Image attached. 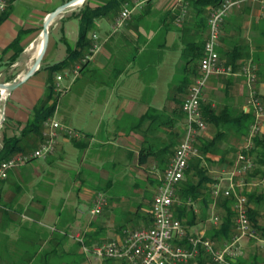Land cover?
Here are the masks:
<instances>
[{
	"label": "crops",
	"instance_id": "obj_1",
	"mask_svg": "<svg viewBox=\"0 0 264 264\" xmlns=\"http://www.w3.org/2000/svg\"><path fill=\"white\" fill-rule=\"evenodd\" d=\"M64 1L66 0H14L11 3L7 17L0 22V66L3 65L6 69L0 71V82L16 80L29 69L34 61L32 51L35 49L39 26H42L47 13L53 11ZM263 1L251 0V2L248 1L239 7H235L230 12L226 18L229 28L222 32L221 39L223 40L220 41L219 46L228 48L232 42L239 41L241 46L247 44L250 53H253L255 45L252 41L258 36L256 24L259 23L264 14ZM163 2L167 3L166 6L159 7L158 0H150L139 12L143 13L145 10V14L150 8L152 11L161 14L166 9H172L170 7L172 6L171 0H163ZM80 6L74 9L73 12H76ZM20 7L24 9L22 13L17 12ZM162 8L163 11H161ZM172 11L174 12L176 9H172ZM188 11L190 12L187 14L188 19L186 22L189 25H195V8L189 6ZM208 12L209 8L205 12V18ZM116 16L106 17L110 27L102 43L98 41L100 37L96 31L88 35L91 39L93 33L97 35L96 39L100 45L99 50L83 66L79 75L71 80L72 83L67 85L58 101L56 114L60 115V120L57 116L56 118L63 124L77 130L80 133L79 138L86 143L85 147L80 148L75 145L72 139L61 135L58 137L56 150L52 155L44 160L33 159L21 167L11 169L8 177L0 184V204L2 205L0 209V264H60L64 261L66 255L73 254L75 251L83 254L92 253L96 264H127L126 261L116 258H97L93 251L94 247L119 237L123 228H135L150 222V211L147 214L140 213L141 201L138 200L139 195L131 196V200L128 201L129 198L126 196L119 195L114 191L110 193L113 181L110 183L111 186L106 187V190H104L107 197L106 207L101 214L93 216L90 213V207H92V200L99 190H91L84 186L85 179L80 177L83 176L82 163L86 154L87 156L95 154L96 158H101L102 153H109L113 160L110 168L111 170H117L115 173L113 172L116 176L126 178L136 174L143 177L142 179L147 182L155 181L157 185L171 158L168 157V161L163 166L159 163L160 159L163 158L162 148L169 145L171 139L175 138L177 139L175 149L184 134L185 117L181 111V102L186 96L189 86L185 88L186 90L181 96L178 97L175 94L167 96L163 103L158 102L156 99L154 88L146 98L144 96L140 99L121 98L117 102L114 93H116V89L121 83V70L117 68L119 57L116 55V49L107 47L108 43L114 40L115 34L121 30L112 28ZM102 18L105 17L102 16L96 18V20ZM60 19L63 21L78 20L77 17L71 14L65 19L63 17ZM128 25L127 20L123 28ZM158 26L160 32H164L160 23ZM58 27H61L63 33L62 25L56 26L55 29ZM169 32L173 34L168 42L167 34ZM122 33L123 37L127 38L128 35ZM206 34L207 30L203 34L204 39ZM17 36L20 38L19 45L22 47V51L18 54V58L7 66L6 63H8L13 51L5 49ZM162 36L167 47L178 39L174 31L164 32ZM54 38L51 37V34L49 35L48 46L39 68L10 93L0 97V108L4 113V122L0 128V147L4 133L7 135L20 134L32 116L35 107L45 98L50 76L55 79L53 73H50L47 68H43L64 59L52 60L54 58L49 55V45L50 43L51 46L55 44ZM62 38L67 39L64 34L59 39L63 41ZM53 50L54 48L51 47V51ZM102 52L106 53L102 55ZM128 61H131V58ZM184 62L185 59L181 68L185 67ZM88 66H91L89 69L90 80H94L96 85H100V88L90 82L83 89L79 87V89H75L73 83L83 75V71ZM12 72L13 74L16 73L13 77ZM192 78L190 77V79ZM94 86L95 89H93ZM219 88L226 91L222 102H218L217 109L227 104L231 106L233 115L243 111L253 116L251 107L248 105L247 87L241 75L211 78L206 86L205 94L209 92V89L215 92ZM257 90L260 94H264V83H260ZM71 92L78 98V101H83L84 104L86 102V104H77L78 101L76 104L71 103V97H68ZM88 101L92 102L88 104ZM211 104L216 108L214 103ZM110 111H114L115 115L109 114ZM146 112H151L152 117L140 122V117ZM78 113L81 122L75 123L73 120ZM127 113H130V115L124 123V116ZM261 130L260 134H264V126ZM81 134H85L86 137L81 136ZM243 136L244 134H241L240 137L233 138L230 141L232 150L230 152L228 150L223 157L224 160H221L222 153H209L207 155L214 163L211 168H206L214 182L221 179L226 185L230 174L235 172L238 166L237 153L243 146L245 137ZM94 141H101V144H106L104 146L107 149L102 150L98 147L99 145L98 148L93 149L92 144ZM68 142H71L77 151L81 150L82 152L81 169L73 176L69 172L64 173L67 170L66 168H61V173L63 171L65 176H62L60 180L58 169L55 173L54 170H48L44 166L47 165L52 168L51 166H55L57 159L65 158L69 151L71 152ZM36 145L37 141L29 140L27 151L30 152ZM223 147H227L225 142ZM142 149H147L152 155L145 157V162L140 163L139 154ZM252 157L255 163L254 155ZM37 160H40L41 163H36ZM255 166L258 167L256 163ZM260 168L261 170L257 175L253 174L254 168L250 171L252 173L246 176L241 188L242 193L254 190L264 192V166ZM102 174L108 176L109 173ZM238 179L239 177L234 175L233 181L236 182ZM80 180L82 184L78 185L77 183ZM212 183H208L211 200L206 207L202 204L200 197L192 202L197 219L195 224L188 226L190 233L205 234L208 229L207 221L213 222V216L220 218V207L217 205L219 196L214 197L212 195ZM136 184V182L133 183V185ZM238 191L240 192V189ZM82 202L89 205L90 217L88 219L84 217V212L79 207ZM181 202L182 200L179 197L178 203L175 204ZM250 205L255 206L254 203ZM258 209L260 213L258 216L259 223L264 225V200L258 204ZM203 211L206 213V219L200 218ZM217 243L219 244V242ZM238 245L242 250L239 260L245 259L248 262H253V257L257 256L262 258L261 264H263L264 250L260 249L256 241L244 238L239 241Z\"/></svg>",
	"mask_w": 264,
	"mask_h": 264
},
{
	"label": "built area",
	"instance_id": "obj_2",
	"mask_svg": "<svg viewBox=\"0 0 264 264\" xmlns=\"http://www.w3.org/2000/svg\"><path fill=\"white\" fill-rule=\"evenodd\" d=\"M14 0H0V14L5 12ZM147 0H134L132 4L124 3L116 16L112 28L120 29L133 13L141 11ZM172 9L177 14L174 19L177 25L181 24L188 14L187 0H171ZM251 0H221L216 6L210 7L207 15V34L203 43V52L199 59L198 73L189 84L186 96L181 102V111L184 114V134L175 147L174 152L159 178L151 203V222L135 228H123L119 237L105 241L94 247L97 258L110 257L124 260L127 264H188L195 259L201 251H205L216 264H238L242 250L238 243L241 239H253L261 250H264V235L252 225L249 218L250 204L241 188L245 178L255 168L250 151L255 147L254 138L260 134L264 126V100L257 90V64L252 59L239 60L238 69L218 52L222 25L230 12ZM264 4V2H262ZM97 35L92 34L96 40ZM99 45L93 43L90 54L82 62L90 60L92 54L97 52ZM80 64L71 69L72 80L80 72ZM230 75H241L247 87L248 105L251 107L253 122L244 137L243 146L237 153L238 166L235 172L228 177L225 185L220 179L211 185L212 195L233 198V236L230 240L218 244L216 241L205 238L204 233H189L183 223L173 216V204L178 203V187L185 179L188 164L193 157L199 155L196 146L198 138L206 129V120L202 114L201 103L204 100L206 85L210 78ZM61 75L54 79V95H62L66 87L61 84ZM5 94L0 90V97ZM60 98V97H59ZM58 98V101H59ZM1 99V98H0ZM4 122V113L0 108V128ZM64 135L68 138H79L80 133L61 123L54 113L47 117L43 123L42 139L29 152H20L0 162V184L8 177L9 171L21 167L33 159H46L56 150L58 137ZM234 175L239 179L234 182ZM240 189V192L238 191ZM191 198L187 203H191ZM107 205V197L97 192L92 200L90 213L93 216L101 214ZM1 209V204H0ZM212 221L218 224L219 217L213 216Z\"/></svg>",
	"mask_w": 264,
	"mask_h": 264
},
{
	"label": "trees",
	"instance_id": "obj_3",
	"mask_svg": "<svg viewBox=\"0 0 264 264\" xmlns=\"http://www.w3.org/2000/svg\"><path fill=\"white\" fill-rule=\"evenodd\" d=\"M134 0H102V2H97L95 5L90 6L89 0H84L82 5L76 12H73L72 15L77 17L79 20V33L76 44L74 47L71 46L69 41L66 38H62L63 42L66 45L67 56L51 65L44 66L47 68L50 73H53L56 69L66 68L70 65H74L77 61L80 64V70L83 66L89 61L86 60L82 62V59L90 54V49L93 45L92 39L87 35V28L91 22L96 20L98 17L107 16L109 17L118 15L119 11L122 9L124 3L132 4ZM221 0H187L189 6L195 8L196 11V23L195 25H189L186 21V16L184 21L177 25L174 21L177 11H172V9H166L161 12L159 23L162 26L164 32L174 31L181 40L182 46V57L185 59V69L188 70L192 75L197 76L198 73V64L199 59L203 52V43H204V33L207 30L205 12L208 8L216 6L220 3ZM150 0L146 1V4ZM264 2V1H263ZM11 4L8 6L5 12L0 14V22L3 21L10 9ZM141 14V12H139ZM139 14V15H140ZM139 15L135 14V17L138 18ZM208 15V14H207ZM227 18V17H226ZM222 25V32L227 30L229 26L226 23V19ZM186 20V21H185ZM258 28V36L252 41L255 45L253 53L250 55V51L247 47V44L241 46L239 41H234L229 45L228 48L218 47V52L221 57L225 58L228 63H231L235 70L238 69V61L240 59H252L257 64V86L260 83H264V14L263 18L259 20V23L256 24ZM239 31V29H237ZM227 32V31H226ZM222 36V34H221ZM220 36V41L222 37ZM20 38L17 36L12 42L6 47L5 50H12L13 53L9 57L8 63L12 64L17 58L18 54L21 53L22 47L19 45ZM165 41L162 44L165 45ZM176 42H173L169 48H174ZM250 55V56H249ZM245 56V57H244ZM73 63V64H72ZM9 64V65H10ZM190 64L191 67L190 68ZM76 65V64H75ZM42 67V65H41ZM40 67V68H41ZM190 78L187 77L182 85L188 86L190 83ZM181 85V86H182ZM179 86V88H181ZM54 78L50 76L49 84L47 87V93L45 98L42 99L39 104L33 110V114L30 117L29 121L26 123L25 127L21 130L19 135H7L3 134L2 145L0 147V162L8 159L9 157L20 152H27L29 140L37 141V144L42 139V130L43 123L45 119L51 116L55 111V105L58 103V98L60 95H54ZM264 100V94H260ZM202 114L206 120L212 124L216 131L214 135L209 140H203L201 137L198 138L196 146L200 152V155L193 157L188 164L186 170L185 179L182 181L181 185L178 187V195L181 198L182 202L180 204H173V215L179 219L186 230L189 232L188 226L195 224L197 215L193 210V204L195 200L199 197L202 200V204L206 207L208 202H210L211 191L209 189L208 183L214 182L211 179V176L208 173V170L203 166V158H207L206 154L209 153H222V159L224 160V155L232 150V145L230 141L233 138L240 137L241 134L244 136L248 133L249 127L253 122V116L250 113L241 112L237 115L232 114V108L229 105H223L220 109H217L212 106L210 101L203 100L201 103ZM151 118V112H146L139 121L145 120L146 118ZM81 136L86 137V135L81 134ZM243 136V137H244ZM76 146L84 148L86 143L80 138H71ZM177 142V139L172 138L169 145L162 148V156L160 159L162 166L165 162L168 161L174 152V146ZM224 142L227 147H223ZM255 147L250 151L251 155L255 157V163L258 165L255 166V175L261 170L260 167L264 166V134H258L254 138ZM231 148V149H229ZM152 155L147 149H142L139 154V162H145V157ZM167 159V160H166ZM220 160V161H221ZM222 162V161H221ZM192 172V174H191ZM252 172L248 173L251 174ZM111 179H108L104 184L103 188H98L97 192L104 193L106 187L111 186ZM247 197L248 203H254L255 206L250 205L249 209V218L252 225L258 230L260 235H264V225L259 223V209L258 204L264 200V192H259L254 190L251 192H244ZM143 198V196H142ZM191 198L192 202L187 203V199ZM149 199V198H148ZM152 198H150L151 203ZM217 205L220 207V218L218 224L212 222L211 226L208 227L206 233L204 234L205 238L214 240L222 244L226 240H230L233 236V198L220 195L217 199ZM2 207V205H1ZM150 207V206H149ZM206 211V210H205ZM202 212L200 215L201 219H204L206 213ZM150 213V212H149ZM151 219V218H150ZM149 219V220H150ZM151 222V220H150ZM150 222L148 224H150ZM145 224V225H148ZM190 233V232H189ZM258 254V253H256ZM110 258V257H107ZM262 258L254 256L253 262H248L247 260H239L238 264H261ZM188 264H216L214 263L210 256L205 252L201 253L195 258L189 261ZM264 264V262H263Z\"/></svg>",
	"mask_w": 264,
	"mask_h": 264
},
{
	"label": "rangeland",
	"instance_id": "obj_4",
	"mask_svg": "<svg viewBox=\"0 0 264 264\" xmlns=\"http://www.w3.org/2000/svg\"><path fill=\"white\" fill-rule=\"evenodd\" d=\"M67 1V0H66ZM102 2V0H89V5L92 6L93 4L97 2ZM83 3V2H81ZM81 3L74 5L70 8H68L66 11L61 13L58 17H56L51 24L49 25V35L51 34V37H55L54 41L55 44L51 46V43L49 45V55L52 56V60H60L61 58H65L67 56L66 51V45L63 41H61L59 38L64 34L69 43L72 47L75 46L77 37H78V20L76 19H69L66 21L61 20L60 18L63 17L65 19L68 15H72L73 10L77 9L79 5H82ZM167 3L163 2V0H158L159 7H165ZM23 8H18L17 12H23ZM154 10V9H153ZM163 11V8L162 10ZM145 10L143 13H137L139 15L138 18L135 17L136 13H133L131 18L128 20L129 25L126 28H120V32L115 34V38L113 41L109 42L107 47L111 49H116V55L119 57V60H117V68L118 70H121V83L119 84L118 88L116 89L115 96L117 97V102L121 98H129V99H140L144 96L146 98L148 96V93L153 90L156 95V99L158 102L163 103L166 100L167 96H171L173 94L177 95L178 97L185 92L186 86L182 85V82L187 77H193L194 79L195 75L192 76V74L186 70L185 68H181L182 62L184 58L182 57V47L183 44L181 43L180 39H176V47L177 48H169L165 46L163 43V36L164 32L159 30V18H160V12L152 11L150 8L145 13ZM190 11H188L189 14ZM105 18L94 20L89 24L87 28V35H90L91 32L96 31L100 37L99 42H103L106 33L109 30L110 23L108 19ZM115 17V16H111ZM99 18V17H98ZM188 17H186V20ZM185 20V21H186ZM62 25L63 27V33L61 32V27H58L55 29L56 26ZM41 31L42 26L38 28V36L36 40V45L39 44L41 41ZM126 33L125 35H128L127 38L123 37V33ZM163 33V34H161ZM99 42L96 40H93L92 43H97L99 45ZM106 46V45H105ZM51 47L54 48L53 51H51ZM100 47V45H99ZM36 48L32 51V55L35 59V52ZM106 48V47H105ZM99 50V48H98ZM97 50V51H98ZM52 52V53H51ZM96 53V52H95ZM92 54V57L95 55ZM106 52H102V55H104ZM66 54V56H65ZM251 55V53H250ZM249 55V56H250ZM245 57V56H244ZM131 61H128L130 60ZM10 63H6L7 66H9ZM73 64V63H72ZM76 65L79 64L77 61L75 63ZM74 64V65H75ZM74 65H70L66 68L56 69L53 74L61 75V84L64 87H67V85H70L72 83V73L71 69ZM91 66H88L87 69L83 71V75L73 83V87L75 89L79 88H85V86L88 83H93L97 88H100V85H96L94 80H90L91 75L89 73V69ZM190 68L191 64H190ZM6 70L5 66H0V71ZM16 73L13 74L12 77ZM90 75V76H89ZM226 76V75H225ZM224 76V78H225ZM227 77V76H226ZM211 81V78L209 79L208 83ZM189 83V84H190ZM207 83V85H208ZM188 84V86H189ZM182 85V86H181ZM206 85V86H207ZM95 86L93 89H95ZM181 86V88H179ZM187 86V87H188ZM79 87V88H78ZM66 90V89H65ZM64 90V91H65ZM225 89L219 88L217 91H210L207 92L203 99L206 101H210L211 103H214L217 108L218 102H222V99L225 94ZM74 92V91H73ZM71 92L68 97H71V103H77L78 98L74 95V93ZM75 96V98H74ZM92 101H88V104H90ZM57 103L55 105V109L58 108ZM77 104L83 105V101H78ZM86 104V102H85ZM84 104V105H85ZM114 111H110L109 114L115 115ZM130 115V113H127L124 117V123L126 122L127 117ZM57 118L60 120V115L58 113L56 114ZM73 116V115H72ZM81 119L80 114H76V117H74L75 123H80L79 121ZM61 122V121H60ZM62 123V122H61ZM216 131L215 127L210 124L209 122H206V129L204 133L201 135V138L203 140H209L214 135V132ZM70 139V138H69ZM71 152L67 154V156L61 160L55 161V166H51L52 168L48 167L47 165L44 166L48 170H54L56 173V170L58 171V178L64 177V173H71L73 176L77 174V172L81 169V160H82V152L77 151L76 147L71 143L68 142ZM99 145V146H98ZM106 144H101V141L95 142L92 144L93 149L96 148H102V150H106L107 148L104 146ZM109 145V144H107ZM98 146V147H97ZM93 152V151H92ZM209 154V152L206 154V156ZM200 155V152H199ZM84 162L83 165V176H80L81 178L85 179L84 186L90 188L91 190H97L98 188H103L104 184L106 183L107 179H111L113 181V185L111 187L110 193L113 191L115 193H118L119 195H123L129 198L128 201L131 200V196L133 195H139L138 200L141 202V209L140 213L147 214L150 209V198L152 197L154 190L156 188V182L155 181H149L147 182L145 179H142L143 177H140L136 174H132V176L120 177L116 176L114 173L117 170H111L110 166L112 165V158L109 153H102L101 158H96L95 154L84 156ZM207 158H203V166L205 168H211V166H214V163L210 159L209 156ZM36 163H41L40 160H37ZM128 164V163H127ZM61 168H66L63 173H61ZM216 168V167H214ZM104 169V170H103ZM108 176H104L106 173ZM114 172V173H113ZM80 178V179H81ZM61 182V181H60ZM136 182V185H133V183ZM82 184L81 180L77 183ZM143 196V198H142ZM149 198V199H148ZM79 207L84 212V217L89 218V205L87 203H80ZM207 218L206 215L204 217ZM212 222L209 220L207 221V227H210ZM77 226V225H76ZM62 263L65 264H96L95 258L92 253H79L77 251L73 252V254L66 255L63 259ZM60 263V264H62Z\"/></svg>",
	"mask_w": 264,
	"mask_h": 264
},
{
	"label": "water",
	"instance_id": "obj_5",
	"mask_svg": "<svg viewBox=\"0 0 264 264\" xmlns=\"http://www.w3.org/2000/svg\"><path fill=\"white\" fill-rule=\"evenodd\" d=\"M84 0H67L58 5L56 8L53 9V11H50L47 13V15L44 18L43 24H42V31H41V47L38 51L32 65L29 67V69L20 77H18L16 80H13L11 82H0V90H3L4 94L10 93L13 89H15L17 86H19L21 83H23L25 80H27L40 66L41 61L44 57V53L46 52L48 41H49V25L51 22L58 17L61 13L66 11L68 8L77 5ZM172 32H169L167 34V41L169 42L172 38Z\"/></svg>",
	"mask_w": 264,
	"mask_h": 264
},
{
	"label": "bare ground",
	"instance_id": "obj_6",
	"mask_svg": "<svg viewBox=\"0 0 264 264\" xmlns=\"http://www.w3.org/2000/svg\"><path fill=\"white\" fill-rule=\"evenodd\" d=\"M35 45H36V44H35ZM40 47H41V41H40L39 44L37 45L35 56L37 55L38 51L40 50ZM34 48H35V46H34Z\"/></svg>",
	"mask_w": 264,
	"mask_h": 264
}]
</instances>
